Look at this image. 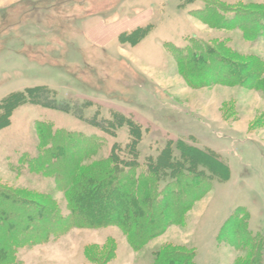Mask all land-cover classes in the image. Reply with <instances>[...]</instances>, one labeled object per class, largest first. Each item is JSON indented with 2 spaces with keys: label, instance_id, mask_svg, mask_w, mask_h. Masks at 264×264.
Instances as JSON below:
<instances>
[{
  "label": "rangeland",
  "instance_id": "374dc122",
  "mask_svg": "<svg viewBox=\"0 0 264 264\" xmlns=\"http://www.w3.org/2000/svg\"><path fill=\"white\" fill-rule=\"evenodd\" d=\"M210 1L224 5L227 15L264 6V0ZM205 6L206 0H0V107L13 94L30 92L0 129V193L5 196L0 203L14 208L6 223L32 218L29 225L43 224L35 221V205L70 216V188L60 184L68 180L66 171L76 180L89 174L95 183L119 178L122 186L110 185L102 198L114 200L134 189L123 175L141 174L145 167H117L122 176L112 177L109 168L115 166L107 162L115 145L120 162L133 158L126 148L130 124L142 132L140 163L168 145L177 153L183 143L217 155L229 168V177L221 180L209 175L220 165L197 167L198 173L194 163L185 171L186 180L158 183L159 191L168 184L174 188L169 203H162L169 197L161 200V194L153 199V186L145 185L139 194L143 210L149 206L161 214L156 236L139 249L115 222L69 226L67 221L64 228L49 218L50 230L57 232L43 239L42 231L29 228L33 244L17 251L15 264H153L163 249L186 252L193 264H248L260 247L264 259V88L253 87L250 73L248 83L230 85L239 70L212 73L213 62L204 68L200 59L191 66L197 77L187 81L170 51L192 41L222 45L243 61L262 62L264 80V37L251 40L239 27L209 26L194 15ZM256 20L241 17L239 24L253 29ZM138 28L148 32L141 42L127 37ZM232 56L219 55L239 65ZM43 90L55 92L64 110L43 105ZM91 140L94 145H87ZM90 147L96 152L76 169ZM55 152L58 158H47ZM41 156L52 160L46 171L31 170ZM9 197L31 203L20 206ZM238 219L245 221L248 241L236 233Z\"/></svg>",
  "mask_w": 264,
  "mask_h": 264
},
{
  "label": "trees",
  "instance_id": "16d2710c",
  "mask_svg": "<svg viewBox=\"0 0 264 264\" xmlns=\"http://www.w3.org/2000/svg\"><path fill=\"white\" fill-rule=\"evenodd\" d=\"M254 11L255 12H253V10L250 11L247 9H242L240 13L235 12L233 15H227L228 10H226L224 5L206 0V6L204 7V9L195 11L194 15H199L202 21L209 24V26H212L213 28L239 27L244 32L245 36H248L251 40H256L257 38L260 39L264 37V6ZM241 17H244V19L247 18L248 20L257 17L258 20L255 21L256 26L254 25L255 28L253 25V29L246 28L240 25L239 21ZM123 34L121 36H123ZM147 34V31H143L142 28H138L136 30H133L132 34L130 33V35H128L127 37L135 39L137 42H141L147 36ZM170 51L173 55H175V59L178 63L179 69L183 77L186 78L187 81L190 80V77H197L195 76L194 71L191 70V66L195 64L196 60L200 59L204 68H206L211 63V61L213 62V66H209V70L212 73H217L219 68L225 67L239 70V72H234L236 77L231 79L232 83L230 85H244L246 84V82L248 83L250 81V78L247 76V74L250 73L255 81L253 87L258 88V90H260V88H264V80H260V76L262 73V62L258 61L261 62L260 64L256 62V65L255 61L254 63H251L247 58H245L246 61H243L239 55L232 53L226 47H222V45L210 47L203 42L192 41L190 45L185 48H180L175 45L170 46ZM220 54L221 56L223 54L224 57H226V55H230V57H233L232 55L237 56L240 60V64L237 65L238 63H236L235 60H233L234 62H232L225 59L224 57H219ZM240 74H242L243 77H240ZM29 93L30 92L28 91L13 94L3 102L2 106L0 107V129L8 126L13 111L27 102V99L30 98ZM40 95L42 97V104L47 108L64 110V104L57 99V95L55 94V92L43 90ZM129 133L131 139L126 145V148L133 158L130 161H126V163L125 161H123V163L120 162L118 160L119 157L116 155L118 146L115 145L110 155L108 156V160L107 158L106 160L108 163H111L115 166L111 169L109 168V171L112 173V177L116 174H122V172L119 171L117 167L124 166L125 168L127 167L130 170H139L142 169V167H145L144 171H142L141 174L132 173L129 175L128 173H124L123 177L125 176L124 178H130V187L133 186L134 189L130 190L128 193H124V195H122L121 197H115L114 200L112 199V196H105L102 198L101 191L105 188L110 189V185H116L118 187L122 186V182L119 178H112L106 183H95L92 182V180L89 178V174H84L81 176L80 180H76V178H74L75 173H73L71 177V172L66 171L68 180H63L62 182H60V184L64 186L66 190L70 188V216L63 217L59 213L58 209L53 206L47 207L45 205H35L36 209L39 210L38 217L35 219V221L43 222V224L38 225V227L29 225V221L32 220V218H30V220H28L29 218H26L23 222L20 219H15L11 220V223H6L10 218V215L8 218V211L10 209H12L11 211H13L14 208L13 206H8L6 210V205H2L0 203V215H2V217L0 218V234L3 235L4 233L5 235L3 236V240L0 239V264H15L17 251L24 245H28L30 243L33 244V237H35V235L29 233V228L33 229V231L35 232L41 233L42 231L43 239H48L52 233L57 232L50 230L48 224L49 218L56 219V223L54 224L56 225V227L62 225L64 226V228L66 226L65 224H67V221L69 223V226L72 224H75L76 226H102L104 223H106V221H112L111 223L115 222L119 226H121L124 231L130 236L132 246L136 249H139L145 244V241L147 239L153 238L154 235L159 231V228H157V219L160 218L159 215L161 214V212L152 210V207L149 206L147 210H143L142 206L145 205V202L139 196V194L141 193V190L145 188V185H149L151 187L153 186V199L158 200L157 195L159 196V194H161V200H164V197H169L162 203H169V199L173 200V198L175 197L174 188L169 187L170 184H168L166 185V187L159 191L157 189L158 183H165V179L166 181H168V183L175 182L178 181L176 180L178 177L180 179H182L181 177H183L186 180V177L188 176H185V171L192 168L194 163L196 165V172L198 173H202V171H198L197 167H202L206 170H210L214 168V164H218L220 165L221 169L218 168L219 171L215 170V172L213 171L214 173L211 172L209 175H216L221 180H225L229 177L228 165L225 162L221 161L217 155L215 156L210 152L205 153L204 150L201 151L199 149H196V147L188 146L183 143L177 145V153H175L174 149L168 145L158 154V156L149 157L143 163H140L138 162V157L140 154L138 146L142 138L141 129H138L134 127L133 124H130ZM78 136L79 134L76 135V138ZM92 141L93 140L89 142L87 141V145H94V141ZM95 149L96 148L90 147V150L82 152L79 160L75 163V167H77L76 169H78L81 159L86 160L89 156H92V154L96 152ZM47 151H49V149L47 150L46 148L45 152ZM58 156L59 155L56 152L54 154L48 153L47 158L51 157L53 158L52 160H54V158H58ZM205 157H207L210 161H206L207 159H205ZM35 160L33 161V167L31 166V170H35L38 168L42 172L46 171V165H48L47 163L52 161H47L43 156L38 157ZM53 163H55V161H53ZM53 163H49V165ZM105 164L106 161H102L100 166H104ZM127 174L128 176H126ZM193 177L194 181L198 179L197 176ZM57 178L61 179L60 173L57 174ZM162 193H164V195ZM0 197L5 198V196L1 193ZM11 200H13L15 204L22 203L20 206L24 207L27 205L26 203H31L26 202L25 200H22L20 198H12ZM97 209L100 211H98ZM94 212L98 214L97 217H94L92 215V213ZM30 215H27V217L32 216ZM46 215L49 217H46ZM164 219L166 218H162V220ZM142 220H145L146 222ZM19 222L25 225L24 229L21 231L19 229H22L21 225L23 224H20ZM5 225H9V227L5 228V232H3L1 229ZM244 226L245 221L238 219V221H236L235 227L237 228L236 233L239 231L246 237V240L248 241L249 236ZM236 233H234V236H236ZM4 239H6V241H4ZM242 242H244L242 241V239L239 241L236 240V243L238 245ZM259 249H261V247ZM259 249H257L254 260L250 261L248 264H264V259ZM153 264H193V262L191 255L186 252L168 251L167 249H163L156 254Z\"/></svg>",
  "mask_w": 264,
  "mask_h": 264
}]
</instances>
